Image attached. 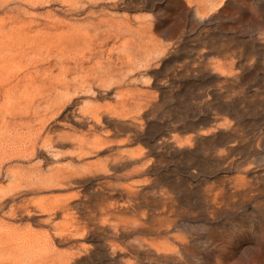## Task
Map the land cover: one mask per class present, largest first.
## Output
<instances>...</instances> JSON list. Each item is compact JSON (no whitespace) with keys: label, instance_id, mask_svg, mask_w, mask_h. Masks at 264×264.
Wrapping results in <instances>:
<instances>
[{"label":"rangeland","instance_id":"obj_1","mask_svg":"<svg viewBox=\"0 0 264 264\" xmlns=\"http://www.w3.org/2000/svg\"><path fill=\"white\" fill-rule=\"evenodd\" d=\"M0 264H264V0H0Z\"/></svg>","mask_w":264,"mask_h":264}]
</instances>
